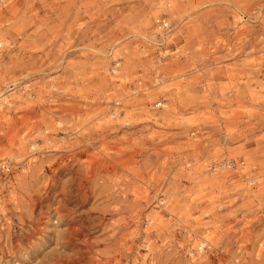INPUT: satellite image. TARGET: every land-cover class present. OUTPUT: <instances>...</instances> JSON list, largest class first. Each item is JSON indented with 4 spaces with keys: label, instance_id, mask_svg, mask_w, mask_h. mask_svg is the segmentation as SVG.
I'll return each instance as SVG.
<instances>
[{
    "label": "rangeland",
    "instance_id": "374dc122",
    "mask_svg": "<svg viewBox=\"0 0 264 264\" xmlns=\"http://www.w3.org/2000/svg\"><path fill=\"white\" fill-rule=\"evenodd\" d=\"M0 264H264V0H0Z\"/></svg>",
    "mask_w": 264,
    "mask_h": 264
},
{
    "label": "built area",
    "instance_id": "2783aa9c",
    "mask_svg": "<svg viewBox=\"0 0 264 264\" xmlns=\"http://www.w3.org/2000/svg\"><path fill=\"white\" fill-rule=\"evenodd\" d=\"M154 23L156 24L157 27L161 28V29H166L168 24H167V21H165L164 19L162 18H158V19H155L154 20ZM114 68H116V65L114 64ZM159 105V104H157Z\"/></svg>",
    "mask_w": 264,
    "mask_h": 264
},
{
    "label": "bare ground",
    "instance_id": "6f19581e",
    "mask_svg": "<svg viewBox=\"0 0 264 264\" xmlns=\"http://www.w3.org/2000/svg\"><path fill=\"white\" fill-rule=\"evenodd\" d=\"M117 66V65H116Z\"/></svg>",
    "mask_w": 264,
    "mask_h": 264
}]
</instances>
